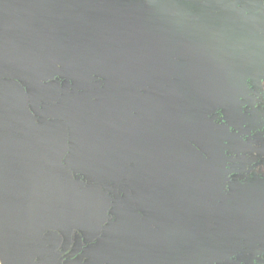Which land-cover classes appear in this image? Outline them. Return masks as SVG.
<instances>
[{
	"label": "rangeland",
	"instance_id": "obj_1",
	"mask_svg": "<svg viewBox=\"0 0 264 264\" xmlns=\"http://www.w3.org/2000/svg\"><path fill=\"white\" fill-rule=\"evenodd\" d=\"M0 264H264V0H0Z\"/></svg>",
	"mask_w": 264,
	"mask_h": 264
},
{
	"label": "flooded vegetation",
	"instance_id": "obj_2",
	"mask_svg": "<svg viewBox=\"0 0 264 264\" xmlns=\"http://www.w3.org/2000/svg\"><path fill=\"white\" fill-rule=\"evenodd\" d=\"M136 9H138V7H134V8L114 12V13L105 14L104 16H98L94 22L95 33L97 35H99V37L118 36L123 31L122 30V23L125 22V17L127 15V13H129L132 10H136ZM69 39L73 40V37L70 35ZM133 45H136L137 47H139V45H137V44H130L128 46V48H130V46H133ZM125 48H127V47H125ZM252 89H254V88L251 87V85H250V90H252ZM245 112H247V110H245ZM67 156H68V152H66L63 155L61 161H63ZM255 167H257V166L251 167L249 174H247V173L235 174L234 176L239 177V175H243L244 177H247V175H250V173H252L254 171ZM78 179H80L81 181H84V179L83 178L81 179L80 177L76 178V179L74 178V181H76ZM248 199L250 201H253V203H257V201L254 198H252V196H248ZM251 208H249L248 210H250Z\"/></svg>",
	"mask_w": 264,
	"mask_h": 264
},
{
	"label": "trees",
	"instance_id": "obj_3",
	"mask_svg": "<svg viewBox=\"0 0 264 264\" xmlns=\"http://www.w3.org/2000/svg\"><path fill=\"white\" fill-rule=\"evenodd\" d=\"M97 20H98V19H97ZM178 163H179L181 166H183V165L185 164L183 161L180 160L179 157H178ZM184 172H186V171H184ZM247 174H249V172H247ZM233 177H235V176H233ZM200 179H202V178H200Z\"/></svg>",
	"mask_w": 264,
	"mask_h": 264
},
{
	"label": "water",
	"instance_id": "obj_4",
	"mask_svg": "<svg viewBox=\"0 0 264 264\" xmlns=\"http://www.w3.org/2000/svg\"><path fill=\"white\" fill-rule=\"evenodd\" d=\"M136 47H137L136 45H133V46H130V48H128V49H134Z\"/></svg>",
	"mask_w": 264,
	"mask_h": 264
}]
</instances>
